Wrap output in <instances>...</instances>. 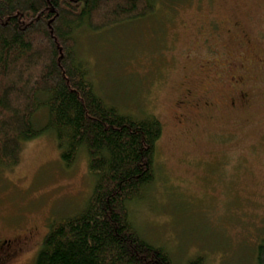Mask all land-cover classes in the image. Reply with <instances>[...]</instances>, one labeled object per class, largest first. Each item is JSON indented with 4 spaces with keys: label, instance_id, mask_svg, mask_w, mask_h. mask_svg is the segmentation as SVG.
Instances as JSON below:
<instances>
[{
    "label": "rangeland",
    "instance_id": "374dc122",
    "mask_svg": "<svg viewBox=\"0 0 264 264\" xmlns=\"http://www.w3.org/2000/svg\"><path fill=\"white\" fill-rule=\"evenodd\" d=\"M158 3L143 20L75 35L95 92L162 124L154 182L129 206L131 219L175 264H255L264 233V0ZM185 89L191 101L181 109ZM45 117L40 110L35 122ZM93 186L84 152L69 167L51 134L26 143L14 166L0 168V239L37 234L5 264H34L48 224L80 213Z\"/></svg>",
    "mask_w": 264,
    "mask_h": 264
},
{
    "label": "trees",
    "instance_id": "16d2710c",
    "mask_svg": "<svg viewBox=\"0 0 264 264\" xmlns=\"http://www.w3.org/2000/svg\"><path fill=\"white\" fill-rule=\"evenodd\" d=\"M157 4L0 0V168L14 166L26 143L49 133L65 166L84 152L94 176L82 211L48 224L34 264H175L140 237L129 211L154 182L162 124L107 104L76 55L80 29L98 33L143 20ZM40 110L46 117L37 123ZM255 264H264V233Z\"/></svg>",
    "mask_w": 264,
    "mask_h": 264
},
{
    "label": "flooded vegetation",
    "instance_id": "af4514ba",
    "mask_svg": "<svg viewBox=\"0 0 264 264\" xmlns=\"http://www.w3.org/2000/svg\"><path fill=\"white\" fill-rule=\"evenodd\" d=\"M191 92L188 89L184 90V94L182 96L183 101H179L181 109L189 106L191 99ZM241 99H244V92L240 91V95L238 96ZM234 104V101L231 102V105ZM205 107H209V104L204 103ZM204 108V107H203ZM36 227H30L25 232L17 235H13L10 239H0V260L3 261L2 264L7 263L10 259L14 258L16 254L21 252L23 248H25L35 237L37 234Z\"/></svg>",
    "mask_w": 264,
    "mask_h": 264
}]
</instances>
